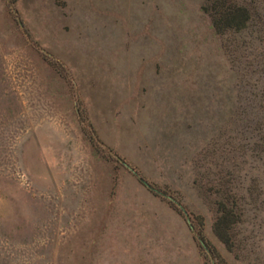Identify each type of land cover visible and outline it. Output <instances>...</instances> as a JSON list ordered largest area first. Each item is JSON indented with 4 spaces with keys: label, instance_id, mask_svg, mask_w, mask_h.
<instances>
[{
    "label": "rangeland",
    "instance_id": "obj_1",
    "mask_svg": "<svg viewBox=\"0 0 264 264\" xmlns=\"http://www.w3.org/2000/svg\"><path fill=\"white\" fill-rule=\"evenodd\" d=\"M204 3L0 0V264H264V207L229 250L207 180L254 173L264 33Z\"/></svg>",
    "mask_w": 264,
    "mask_h": 264
},
{
    "label": "trees",
    "instance_id": "obj_2",
    "mask_svg": "<svg viewBox=\"0 0 264 264\" xmlns=\"http://www.w3.org/2000/svg\"><path fill=\"white\" fill-rule=\"evenodd\" d=\"M203 9L218 32L255 24L257 31L264 33V0H205ZM248 120L253 123L251 131L257 130L252 133L249 150L250 170L254 173L240 184V174H235L237 163L234 162L235 169H231L221 162L218 175L207 179L217 186L214 202L218 204L219 214L212 229L229 250H236L241 245L236 226L243 221L241 216L246 213V206L252 204L254 210L264 207V112L261 115L252 113L247 116Z\"/></svg>",
    "mask_w": 264,
    "mask_h": 264
},
{
    "label": "water",
    "instance_id": "obj_3",
    "mask_svg": "<svg viewBox=\"0 0 264 264\" xmlns=\"http://www.w3.org/2000/svg\"><path fill=\"white\" fill-rule=\"evenodd\" d=\"M144 182H146V181H144ZM192 226V225H191ZM201 240V242L203 243V240L202 239H200Z\"/></svg>",
    "mask_w": 264,
    "mask_h": 264
}]
</instances>
